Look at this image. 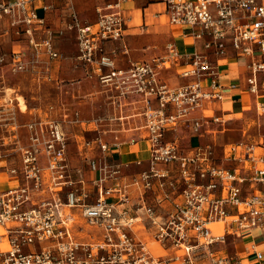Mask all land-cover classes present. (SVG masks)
<instances>
[{"label":"built area","instance_id":"built-area-1","mask_svg":"<svg viewBox=\"0 0 264 264\" xmlns=\"http://www.w3.org/2000/svg\"><path fill=\"white\" fill-rule=\"evenodd\" d=\"M159 1L170 24L204 38L205 53L183 55L168 43L163 55L118 66L116 51L105 46L123 38L118 0L95 6L92 23H81L70 7L69 21L57 30L45 17L54 0H0V35L18 34L27 50L25 55L0 45V69L41 67L51 80L50 62L62 58L55 42L73 31L75 60L86 76L116 106L138 98L149 144L147 159L136 160L131 171L97 136L101 153L86 158V173L69 163L62 120L45 115L22 123V143L12 118L4 135L8 142L0 140L13 145L18 161L4 171L18 183L0 187V264H264V135L257 142L224 145L220 155L214 144L186 151L177 138H165L184 122L194 133L204 123L223 122L217 115L190 116L234 87L208 55L220 58L227 48L249 58L246 90L264 114V0ZM184 58L179 75L191 80L168 86L160 71ZM9 154L0 151V158ZM229 238L240 250L226 251Z\"/></svg>","mask_w":264,"mask_h":264},{"label":"crops","instance_id":"crops-1","mask_svg":"<svg viewBox=\"0 0 264 264\" xmlns=\"http://www.w3.org/2000/svg\"><path fill=\"white\" fill-rule=\"evenodd\" d=\"M65 0H54V6L48 11V13L55 12ZM75 3L79 0H74ZM94 1V0H93ZM107 1L114 0H95V6L103 4ZM120 2V9L122 16L124 18V33L123 38L119 41L106 42L105 46L109 51L115 52V60L118 66H125L127 64V59L131 60H146L157 55H163L166 52V45L168 43H173L175 48L180 54L188 55L194 51L206 52L203 48V39H195L191 35L187 34L186 27L170 24L165 13V4L159 0H118ZM66 5V4H65ZM76 12V11H75ZM77 14V13H76ZM69 12L67 13V17ZM77 17L81 23H92L94 21L82 20L78 14ZM47 21V20H46ZM67 20L63 21L61 25H58L52 30H57L62 27ZM133 21V22H132ZM131 22V23H128ZM58 27V28H57ZM1 36V35H0ZM3 36V35H2ZM60 39V38H59ZM56 40L55 45L58 49ZM0 45L6 51L7 49L3 40H0ZM122 45L127 47V55H124L122 50ZM20 48L27 54L25 42L20 40L13 44V48ZM213 60H216V65L222 74V79L227 83L234 84V87L229 91L224 93L222 100L218 101H204L200 108L195 110L191 114V119H203L205 120L209 116L217 115L224 118L221 124L217 123H204L202 129L199 133H194L191 129L190 123L180 124L175 131L166 132V139L177 138L185 150L188 151L190 147L194 148L197 145L202 144H214L216 153L220 155L221 147L230 143L238 141H253L249 137L241 138L234 141H225L224 132L228 129L230 124V115L232 114H243L246 111H252L255 109V98L246 90L245 78L247 76L246 64L249 58L243 55L236 54L231 48H227L225 54L220 58H217L213 54H208ZM76 61V60H75ZM187 61L186 58L177 61L171 67L164 68L160 71L161 79L170 87H176L184 84L191 80V78H185L179 75L181 67L184 62ZM51 63V75L53 77L52 63ZM61 63V61H60ZM55 64V63H54ZM2 67L0 69V91L4 89L3 80L6 75H12V73ZM82 75L79 77L78 81L75 82V89L82 83V80L88 79L83 74L84 72L80 69ZM56 75L59 74L55 71ZM76 73V72H73ZM77 75V76H79ZM93 78V77H92ZM81 87V85H80ZM92 94H105L109 106L112 109L110 120L113 121V125L121 126L120 129H114L115 133L108 135L107 139L99 135L102 140L108 141L110 145V155L113 158L119 159L123 163H129V168L131 171L137 169L134 166L136 160L145 161L148 157V141L145 138V132L142 130V118L138 116L137 111L140 103L136 96H130L120 101V104L116 106L113 100L109 97L103 87L93 78V84H91ZM229 105V106H227ZM258 116V111H256ZM261 114V113H259ZM264 133L260 136V138ZM259 138V139H260ZM93 140V139H92ZM116 141L117 146H113ZM80 156L78 164L74 166L82 167L87 173V166L83 164L82 151H77ZM68 160L71 166L73 164L70 160L69 147L67 148ZM4 165L0 167V180H3L6 187L13 186L18 183L17 179L9 176L4 171L5 166L8 164V158L4 159ZM144 165V164H143ZM249 238V237H248ZM227 246L229 248H227ZM233 247L238 248V242H234L229 238L227 243L226 251L232 252ZM231 248V249H230ZM230 249V250H229Z\"/></svg>","mask_w":264,"mask_h":264},{"label":"rangeland","instance_id":"rangeland-1","mask_svg":"<svg viewBox=\"0 0 264 264\" xmlns=\"http://www.w3.org/2000/svg\"><path fill=\"white\" fill-rule=\"evenodd\" d=\"M94 2L95 0H79L75 3L74 0H65L55 12L48 13L46 20L49 26L55 29L68 19L67 13L71 7L82 20L95 21L97 14ZM39 14L42 13L39 12ZM20 38L21 36L15 33L0 36V40L4 41L7 49H13V44L20 41ZM57 44L62 58L53 61L54 78L51 80L46 79L41 67H36L35 71L29 69L4 77V89L0 91V137L7 135L5 129L10 128L8 123L12 118H16L19 123L18 135L24 143L26 132L21 126L22 123L45 115L54 116L62 120L64 124L71 163L73 166L78 164L80 156L77 155V151H82L85 167L86 158L95 157L101 153L96 141H93L94 138L102 135L107 139L109 134L115 133L114 129H120L121 126L113 125V121L109 119L112 109L106 95L91 93L93 78L87 77L84 67L75 61L77 45L73 31H64ZM80 69L88 79L82 80L81 87L79 85L78 89H75V82L82 76L77 74V72L82 74ZM55 71L59 74L56 75ZM20 98L25 104L24 109L20 108ZM259 113L258 111L257 116L253 109L243 114L230 115V124L224 132L225 141L245 137L258 141L264 133V114ZM6 142H8L7 138ZM12 147L11 143L3 144L0 140V151L10 152L7 157L0 158V167L4 165L6 158H8V164L17 163L18 159ZM4 183L0 180L1 188L6 187Z\"/></svg>","mask_w":264,"mask_h":264},{"label":"bare ground","instance_id":"bare-ground-1","mask_svg":"<svg viewBox=\"0 0 264 264\" xmlns=\"http://www.w3.org/2000/svg\"><path fill=\"white\" fill-rule=\"evenodd\" d=\"M19 105H20V108H21V109H24V108H25V104L22 102L21 98H20V103H19ZM215 226H216V225H215Z\"/></svg>","mask_w":264,"mask_h":264}]
</instances>
